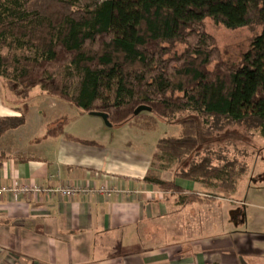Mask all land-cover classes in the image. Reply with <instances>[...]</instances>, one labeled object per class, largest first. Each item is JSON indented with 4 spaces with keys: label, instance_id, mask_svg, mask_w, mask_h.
<instances>
[{
    "label": "trees",
    "instance_id": "obj_1",
    "mask_svg": "<svg viewBox=\"0 0 264 264\" xmlns=\"http://www.w3.org/2000/svg\"><path fill=\"white\" fill-rule=\"evenodd\" d=\"M75 6L73 0H0V79L11 93L19 89L25 111L30 91L40 88L79 115L106 114L113 127L150 132L159 121L177 125L178 137L157 142L154 161H175V177L231 193L247 165L234 157L237 148L230 155L224 134L264 139V0ZM206 20L227 30L261 29L238 61L228 62L206 33ZM140 106L151 111L134 116ZM71 121L56 122L46 136L90 144L65 135ZM23 123V115L0 119V137ZM144 181L180 193L155 176Z\"/></svg>",
    "mask_w": 264,
    "mask_h": 264
},
{
    "label": "crops",
    "instance_id": "obj_2",
    "mask_svg": "<svg viewBox=\"0 0 264 264\" xmlns=\"http://www.w3.org/2000/svg\"><path fill=\"white\" fill-rule=\"evenodd\" d=\"M28 115L0 137V187L71 184L106 192L0 194V264H264V187L251 183L255 169L241 182L250 171L246 162V173L224 195L175 177V161H154L156 145L118 140L103 120L65 127V135L85 144L46 136L56 120H31L43 124L25 137ZM20 116L0 98V119ZM148 176L180 193L146 183ZM240 189L243 199L236 197Z\"/></svg>",
    "mask_w": 264,
    "mask_h": 264
},
{
    "label": "rangeland",
    "instance_id": "obj_3",
    "mask_svg": "<svg viewBox=\"0 0 264 264\" xmlns=\"http://www.w3.org/2000/svg\"><path fill=\"white\" fill-rule=\"evenodd\" d=\"M76 2V9H92L94 5L100 3L101 0H73ZM205 31L208 35L212 36L216 45L219 48L223 60L228 62H236L238 61V56L243 53L250 42V40L260 32V27H250V28H242L237 30H227L222 27H215L210 20L205 21ZM79 82V78L75 76L72 79L73 86L70 88V92L72 95L76 94L77 84ZM68 85V84H67ZM8 90L6 83L3 79H0V98L9 105H14L21 111V115L23 117L28 114V122L27 127L24 129L23 134L25 137H29L35 133V131L41 127V123L37 121L31 120H45L50 123L49 128L55 127L59 121L64 122L65 120H101V118L96 116H90L89 113H86L83 116H80L77 110L70 108L66 104L47 97L43 94L40 88H35L30 91L29 96L26 100L27 108L26 111L23 107V102L18 98L19 89H16L15 93H11ZM180 128L177 125H168L163 122H158L156 128L150 132H141L129 126L123 127H113L109 129L107 132L114 134L118 140H129L132 143V146L136 148L147 147L148 149L153 148L156 143L168 137L178 136ZM231 131V132H230ZM238 131L232 132L229 130L226 134H224L225 139H231L229 142H232V146L239 149V153H235L234 157L239 161H244L247 163L250 168L248 174V178L245 177L241 182H248L250 175L254 172V177L250 178L252 180L253 185L261 184L264 187V139L256 134H246V137H239L237 135ZM230 135V136H229ZM241 136V135H240ZM143 144H146L143 145ZM238 144L242 146H238ZM152 146V147H151ZM231 147V146H230ZM231 151V148H230ZM243 151V152H241ZM255 151V156L252 155V152ZM246 153V154H244ZM258 153V154H257ZM232 151L230 155H232ZM245 155V156H244ZM253 156V157H252ZM254 162L256 163L254 165ZM254 165V167H253ZM255 169V170H253ZM253 170V172H252ZM243 186V183H240ZM242 189H240L239 193L236 195L237 198H242ZM240 208V207H239ZM241 214V211H240ZM239 222H235V226H239Z\"/></svg>",
    "mask_w": 264,
    "mask_h": 264
},
{
    "label": "built area",
    "instance_id": "obj_4",
    "mask_svg": "<svg viewBox=\"0 0 264 264\" xmlns=\"http://www.w3.org/2000/svg\"><path fill=\"white\" fill-rule=\"evenodd\" d=\"M106 191H104L103 189L97 191H93L88 189L85 186L82 185H63V186H59L58 188L55 189H43L39 186H34V187H30L27 185H18V186H3L0 187V194L2 195H10L13 197H23L29 194H39V195H43L45 197L49 196V195H59L63 198H69V197H73L79 194H88V193H105Z\"/></svg>",
    "mask_w": 264,
    "mask_h": 264
},
{
    "label": "water",
    "instance_id": "obj_5",
    "mask_svg": "<svg viewBox=\"0 0 264 264\" xmlns=\"http://www.w3.org/2000/svg\"><path fill=\"white\" fill-rule=\"evenodd\" d=\"M150 111L151 110L149 108H147L145 106H140V107L136 108V110L134 111L133 115L134 116H138L139 114H141L143 112H150ZM89 115L101 118V120H103V122H104L106 127H108V128L112 127V125L108 121V116L106 114L90 112Z\"/></svg>",
    "mask_w": 264,
    "mask_h": 264
}]
</instances>
